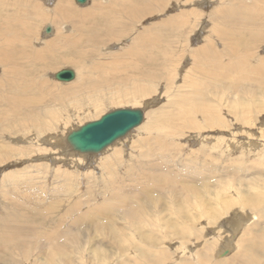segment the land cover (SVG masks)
<instances>
[{"label":"rangeland","instance_id":"374dc122","mask_svg":"<svg viewBox=\"0 0 264 264\" xmlns=\"http://www.w3.org/2000/svg\"><path fill=\"white\" fill-rule=\"evenodd\" d=\"M114 1L86 0L85 3L80 4L76 0H66L71 9L80 12L79 14L86 10L88 21H95V19L102 21V17H99L102 16L100 10H108L106 16L111 15L110 18L112 19L113 15H117L118 18L121 15L120 28H115V32L118 34V30L121 29L124 32L125 26L129 28V31L105 43L102 42L100 46L96 47L97 41L89 39L87 33L89 32L90 36H92L91 33L96 34L99 31V26H94L89 31H76L72 30L73 23L79 24L81 18L71 16L70 22L68 19L61 22L53 19L55 14L60 15L59 6L56 10L55 6L61 0H0V21L6 15H12L14 10L22 16L23 21H26L28 18L25 15L31 10L30 3L33 4V2L40 6L37 15L44 12L47 14L46 17L48 18H43L42 21L38 19L33 23L30 22L32 19L29 20L28 27H31L35 38L26 42L29 45L26 46L27 53H30L33 48L35 51L41 49L48 39L51 40V37L57 33H59L58 42H60L63 34L69 35L73 32V35L78 34L82 40L79 41L80 44L77 47L84 48L82 55L72 47L68 49L65 47L61 50L56 48L53 51L46 49L30 66L25 61L26 59H23L24 67L21 68L22 71H19L24 73L23 81L25 76L34 78L40 72L39 74L43 76L42 80L46 78L50 86L51 97L48 96V92H43L37 88L32 93H23V96L30 94L32 98L41 97L39 98L40 103L36 107L32 106L35 105L34 102L36 103V101L30 105L27 104L28 106H23L25 110L21 115L23 121H19L21 123L16 125L20 128L18 131H10L9 128L15 125L12 124L7 128V125L0 121V214L3 212V207L11 210L13 206L12 201H8L6 196L2 195L3 192L10 194L7 197L16 198L15 193L19 191L21 194L19 202L22 204L23 214V219L20 222H26V225L31 226L32 229L24 231L22 234L12 235V239L18 244L16 247L12 246V248L7 246L8 244H1L0 264H45V260L55 258V248L51 242L56 241L52 235L53 229L64 232L62 229L65 226H70L72 219L78 215L82 218L97 215L96 221L108 222L106 221L108 217L97 212L96 209L105 202H112L109 200L114 199L111 195L113 193L116 195L121 187L122 191L134 189L135 192L138 188L137 193L144 189L149 193V189L154 187H149L152 180L145 182L146 187H144V181L148 175H151L152 179H156L155 176L159 173L157 165H160L164 172L167 169L168 184L161 183L165 186L163 189L165 196L160 204L151 205L150 203L148 207H151L153 214L149 213L148 219H155L159 223L166 220L168 228L173 223L177 229H184L185 222L190 219L189 215L191 214L194 218L187 222L188 224L191 223L192 227L186 230L189 234L187 236H190L186 238L168 235L167 232L170 230L167 228H155L152 225L158 234H155L156 237L161 241L157 248L147 249H156V254L162 250L168 252L170 261L167 260L164 264H179L183 261L200 264L196 262L198 256L204 258L201 259L203 260L202 264H223L228 257H234L238 250L244 249V247L238 246L242 244L243 240L245 241L244 246H247V241L252 236L264 233V90L260 92L247 91L254 93L252 97H249L247 92H243V101L249 102L254 98L257 103L250 102V104L241 107L237 103L241 99L239 98L241 92L227 93L223 90H215L212 95L208 91L211 98H208V95L205 98V92L200 95L189 86L190 81L194 79L202 80L198 74V65L196 62L193 63L197 60V49L207 47L208 44H215L221 50L222 45L216 44L215 35L212 33L213 26L226 28L223 18L214 12V9L219 6L220 0H164L157 10L139 18L133 23V26H127L130 25V21H128V13H125L126 10L121 14L120 9H118L117 14L115 13ZM133 1V4L136 3L142 7L145 5V0ZM226 1L236 6L240 3L246 4L251 0ZM17 2L18 5L15 7ZM63 2L65 1L63 0ZM127 5L128 3H125V8ZM161 19L162 24L159 26L157 22L160 24ZM46 26L51 28L48 33L44 30ZM6 27V33L9 32L12 35L17 25H12V28ZM145 33L156 44L164 43L161 52L158 50L160 48L156 47L157 45L152 51L150 49L146 51V53H151L152 57L157 58L155 59L157 65L149 62L146 70L155 71L162 62L160 58L165 59V64L161 65L162 70H159L160 72L158 69L156 70L158 75L153 74L147 79L141 77L140 74V68L142 71L145 67L146 55L144 53L131 55L124 51L127 46L131 45L132 37ZM29 34H31L30 31ZM103 34L104 32L97 33L100 37ZM234 36L241 37L238 34H234ZM5 37L6 35L0 29V45H4L5 40L10 38ZM248 39L252 40V37L246 36L245 40ZM18 44H15L14 47L19 48ZM236 44L242 46L243 42L238 41ZM93 48H96L93 50L94 52L92 51ZM8 49L9 47H5V50ZM8 51L11 52L12 50L9 49ZM253 51H256L257 58H253L251 63L254 66L259 65V59L261 63L264 61V40L260 41L258 46L253 48ZM71 57L73 58L72 62L62 60ZM124 58L125 60L122 62L125 66L119 68L115 65L112 68L115 60H123ZM129 62H133L134 66ZM3 66L0 63V81L1 84L5 83V87L0 86V90L3 93L4 91L7 92V97L17 96L16 90L9 87L10 79L14 81L17 78L15 76L8 78L5 75L6 66L4 68ZM61 68H72L75 71V77L68 82L56 80L53 74ZM103 79L104 84L101 81ZM90 85L93 88L89 91ZM138 85L143 87V91L139 94L136 92ZM180 92L187 97V103H184L181 109L179 106L182 103L179 104L180 102L177 100ZM81 94L86 97L88 94L84 103L79 99ZM89 94H92L91 97ZM232 97L239 99H231ZM198 101L204 103V106L207 105L214 109L217 116L212 118L207 117L206 114L197 113L191 120L197 126H193V124L190 125L185 121L186 118L192 117L194 114V110L192 107L190 108L191 105L196 103L198 106L202 105ZM63 104L65 105L63 106ZM23 107L20 109L21 111ZM3 108L12 111L11 107L8 108V104L0 106V112ZM117 108H141L143 110L142 122L99 153L73 152L69 148L65 142L68 132ZM184 108L185 110L187 108L186 115L180 113ZM156 114L159 118H163L165 114L174 116L175 119L172 120L171 127L164 130H148V125L152 123L153 115ZM10 117H13L14 120L5 121V123L16 122V117L13 115ZM218 117L226 126H217ZM207 121L214 123L215 127H207ZM158 138L163 140L164 154L160 148H155L162 142L157 140ZM4 151L9 156L3 158L2 152ZM141 151H144V154L142 153L143 158ZM112 152H118V154L113 158L111 157L110 164L106 167L105 160L109 158ZM161 154L164 155L162 159ZM153 161L157 163L154 168L149 164ZM198 162L203 163L205 167L197 165ZM196 166L205 168L203 176L197 175ZM110 171H115L113 180L107 178ZM128 175L138 179L135 183L141 182L140 187L133 184V181L127 178ZM168 175L166 174V176ZM213 183H215L214 186ZM204 186H207L214 193L202 191L203 194H196L192 198V194L199 191L200 188L204 189ZM169 192V197H167ZM253 197L260 203L255 204V201L252 203ZM144 198L146 197H142L141 200ZM244 198L247 200L244 202L247 205L242 203ZM181 199H184V210L189 207L184 216H181L175 209L166 207V205L181 207V203V205H175L176 201ZM131 200L134 199L131 198ZM132 202L134 201L126 202V204ZM245 205L246 207H244ZM253 205L254 207H252ZM255 205L258 207L255 208ZM102 208H104L103 205ZM7 217L0 216V221L7 220ZM120 221V219H116L114 225L118 227ZM193 222L195 223L193 224ZM240 222L241 224H239ZM60 224H63L61 229H59ZM70 228L73 231L60 234L57 241L67 248H71L68 237L82 236L83 230H85L84 234L87 235V240L84 242L82 252H80L83 264H133L134 258L141 260L144 254L148 256L154 254L144 249V243L135 236L138 234H133L130 240V242L132 241L131 244L133 246L135 244L142 245V248L138 247L131 250L132 246L125 250L126 253L110 248L109 256L99 259L98 255H94L96 248H100L95 242L103 240L106 244L108 240L104 235L107 232L95 230L91 221L88 220H83V224L78 230L73 227ZM5 230L6 227L0 223V238ZM36 234L38 235L35 236ZM260 236L263 237V234ZM19 237L25 238V240L29 238L31 244L34 245L28 246L25 241L21 243L18 240ZM228 239L230 240L229 250L225 249L228 248L225 244ZM123 246L126 247V245ZM207 248L211 252L207 251L209 255L206 256L204 251ZM224 249L227 251L223 253ZM254 251H252L254 256L256 255L255 257L260 259L253 256L257 259L256 264H264V252L261 254L257 250ZM221 253L223 254L221 255ZM75 255L77 254L69 252L73 263L77 264L74 260Z\"/></svg>","mask_w":264,"mask_h":264},{"label":"bare ground","instance_id":"6f19581e","mask_svg":"<svg viewBox=\"0 0 264 264\" xmlns=\"http://www.w3.org/2000/svg\"><path fill=\"white\" fill-rule=\"evenodd\" d=\"M64 1L65 2H63V0H61V2H57V5L55 6V10H56L57 6H59L58 11H59L60 15L55 14L53 19L55 21L61 22L64 19H68V21H69L71 19L70 18L71 16L81 18L80 22H78L79 24L73 23L74 25H73L72 30H76V31H78V30L89 31L90 29L94 28V26L95 27L99 26V31L97 33L104 32L102 37L97 35V33L96 34L91 33L92 36H90L89 32L87 33V37L89 39H91L92 41H94V40L97 41V44H95L96 47L98 45L100 46V43H102V42L105 43V42L109 41L110 39H114L115 37L117 38L118 35H122L126 31H129L128 30L129 28H127L125 26L124 32L121 31L122 29L118 30L119 31L118 34L115 32V28L116 29L120 28L119 26L121 23V15L119 18L117 17V15H113V19H112V18H110L111 15L106 16L108 13V10H104V11L100 10L99 12L102 14V16H99V17H102V21H99L97 19H95V21H88L86 19V18H88V17H86V10H83V13L79 14L80 12H76L73 9H71L70 5L68 3H66V0H64ZM163 1L164 0H151V1L145 0V2H144L145 5L142 7L136 3L133 4V2H134L133 0H115L114 1L115 7H113V8H115L116 14H117L118 9H120L119 11L121 12V14L126 10L125 13H128V15H129L128 21H130V23H129L130 25H127V26H131V25L133 26V23H135L136 20H138L139 18H143L145 15L151 14V12H154L155 10H157V8H159V6H161L163 4ZM230 1H234V0H230ZM125 3H128L126 8L124 6ZM24 4H26V3H24ZM110 4H112V3H110ZM17 5H18V2L15 5V7ZM30 6H31V10L28 13H26V15H25V17L28 18V19L25 18L26 21H23L22 16H20L18 14V12L15 10L13 11L12 15H10V16L6 15V17L2 18V20L0 21L1 31L6 35V37H10L6 40L4 39L5 40L4 45H0V63L2 66L5 64L4 65V66H6V74L5 75L8 78H12L13 76H15L18 80V81L17 80L12 81V79H10L11 83H9L7 81L9 83V87H13L16 90L17 96L12 95V96L7 97V95H6L7 92L5 93V91H4V93H3V91L0 90V106L8 104V108L11 107V110H12V111H8L10 109L3 108V110L0 112V121H2L5 125H7V128L12 124L15 125V126H11L9 128L10 131H13V132L18 131L20 129L16 125H18V123H21L19 121H23L22 116H21L22 112L25 111L23 106H28L27 104L30 105L33 101H36V103L34 102L35 105H32V106L36 107L40 103L39 98L41 96L40 97L37 96L35 98H32L30 96V94L27 96H23L24 95L23 93H26V92L32 93L37 88V89L43 90V92H48V96H50V88H49L50 86L48 85L46 78L42 80L43 76L39 74L40 72L34 78L29 77V76H25L26 78H24V81H23V77H24L23 74L24 73L19 72V71H22L21 68L24 67L23 66V64H24L23 59H26L25 61H27L29 66H30L31 64H34L35 61H37L36 59H38L39 54L43 53V51H45L46 49L48 51H53V49H56V48H59L61 50L65 47L67 49L72 47L73 49H76L79 52V54H81V55H82V52L84 49L81 47H77L78 44H80L79 41L82 40L81 39L82 37H80L78 34L73 35L74 32L72 34L70 33L69 35L63 34L60 42H58L57 36L59 33H57L54 35V37H51L52 38L51 40L48 39V41L45 43V45L41 49L36 50L37 52L33 48L32 51H30V53H27L28 49L26 50V46H29V45L26 42L35 38L34 32L32 31L31 27L30 28L28 27V23H30V22L34 23L38 19L42 21L43 18L44 19L48 18V17H46L47 14H44L45 12L41 15H39V14L37 15V11L40 9V6L37 3H34V2H33V4L30 3ZM117 7H119V8H117ZM26 8H27V6H26ZM214 10H215L214 11L215 14H217L218 16H221L223 18L224 25L226 27V28H223L222 26H220V27L213 26V28H212L213 29L212 33H213V35H215L216 44L222 45L221 50L218 47H216L215 44H208L207 47H201V48L197 49V51H196V59L197 60H195L193 63L196 62V65H198V70H199L198 74L200 75V78L202 80L194 79V80L190 81L189 86L200 95L203 94V92H205L204 93L205 98H207L208 91L211 94L215 90H223V92H227V93L241 92L240 93L241 97H239L241 99H239L238 97H236V98L232 97L231 98V99H239L237 103L241 107L248 105V103L250 104V102L257 103L254 100V98L251 99L249 102L246 101L247 102L246 103L245 101H243L244 99L242 96H243V92H247V91H250V92L259 91L260 92V91L264 90V64H262L264 61L261 63V61L259 59L258 62H260V64L255 65V66L253 65V63H251V60L253 58H257L256 51H253V48L258 46V43H260V41L264 40V0H251L250 2H248L246 4L240 3L236 6H233L232 4H230L226 0H220L219 6H217V8H215ZM181 18L183 19V17H181ZM31 19H32V21L29 22V20H31ZM125 21H127V20H125ZM36 23L38 24V22H36ZM157 23L160 26L162 24V19L160 20V24H159V22H157ZM12 25H17V28H16L15 32H13L11 35L9 32L6 33V30H7L6 26H10L12 28ZM87 28H88V30H87ZM29 31L31 32V34H29ZM58 32H60V30H58ZM25 34L28 37L27 36L25 37ZM234 34L241 35V37L240 36L239 37L234 36ZM35 35H36V33H35ZM246 36L252 37V40H249V39L245 40ZM132 38H133V40H132L131 45L127 46L124 51H125V53H128V54L130 53L131 55H138L139 53L140 54L144 53L146 55L147 58L144 61L145 67H143L142 71L140 68L141 77H143V78L146 77V79H147L148 77H151L153 74H157V72H156L157 69H158V71L159 70L161 71L162 70L161 65L165 64V59L163 60L161 58H160V61H162V62L161 63L159 62L160 65H159V67H157L156 70L154 69L155 71L146 70V68H147L146 66L149 65V62L150 63L152 62V63L157 65V62L155 61V59H157V58L152 57L151 53H148V52L146 53V51L149 49L152 51L155 48V46L157 45L156 47H158L160 49H158V48H156V49H158L159 52H161L163 50L164 43L156 44L155 42H153V40L151 39V37L147 33H145L144 35L134 36ZM238 41L243 42V45L241 46L239 44H236ZM17 43H19L18 44L20 46L19 48L14 47L15 44H17ZM140 43H142V44L140 45ZM137 45H139V47H137ZM142 45H144V46H142ZM5 47H9V49L12 51L9 52L8 51L9 49L5 50ZM95 49L96 48H93L92 51ZM204 55H206V56H204ZM62 60L72 62L73 58L72 57L70 59L63 58ZM120 60H115L116 62L113 63L112 68L115 65H116V67H119V68L125 66V65H123L124 62H122L125 60V58L123 60L122 59H120ZM263 60H264V57H263ZM38 64H40V63H38ZM129 64H132V66H134L133 62H131V63L129 62ZM151 65H153V64H151ZM4 66H3V68H4ZM130 66H129V68H131ZM131 70H132V68H131ZM138 72H139V69H138ZM54 74H53V76H54ZM157 75H156V77H157ZM160 75H162V74H160ZM7 77H6V79H7ZM102 77H103V75H102ZM125 77H126V75H125ZM104 79L101 80V81H103L102 84H104ZM72 84H74V83H72ZM4 85H5V83L1 84V81H0V86L2 87ZM91 88H93V87L90 85L89 91L91 90ZM59 89H62V88H59ZM129 90H131V89H129ZM142 91H143V87L138 85L136 88V92L139 94ZM58 92H61V91H58ZM96 93L98 94V92H96ZM246 94L247 95L249 94V97H252L254 93H248L247 92ZM91 95L92 94H89V97H91ZM212 95H213V93H212ZM87 97H88V94H87ZM87 97L83 96L81 94L79 99L82 103H84V101L87 99ZM43 98H41V99H43ZM208 98H211V97L208 95ZM177 100L180 102L179 104L182 103V105L179 106V109L182 108L184 103H187V97L185 94H182V92H180L179 98ZM198 102H200V101H198ZM200 104H202V105L198 106L196 103L195 105L190 106V108L192 107V109L194 110V111L192 110L194 114H192L193 115L192 117L186 118L185 122L189 123L190 125L193 124V126H197V124L195 122L191 121L197 113L202 114V115L206 114L207 117H212V118H213V116L214 117L217 116V113L214 109L209 108L207 105L204 106L203 105L204 103L200 102ZM64 105L65 104H63V106ZM22 107H23V109L21 111L20 109ZM117 109H121V108H117ZM139 109H141V108H139ZM29 112H31V111H29ZM32 112H34V111H32ZM180 113L182 115H186L187 114V108H186V110H185V108L182 109ZM11 114L14 117H16V122H14L15 124L14 123H10V124L5 123V121L14 120L13 117L12 118L10 117V116H12ZM30 115H32V114H30ZM172 115H175V113L174 114L172 113ZM172 115L171 114H165L163 116V118H159V116L157 114L153 115L154 120L152 121V123L150 125H148V130L169 129L172 125V120L175 119L174 116H172ZM26 117H27V115H26ZM142 120H143V116H142ZM142 120L140 121V123L142 122ZM217 121H218L217 126H219V125L226 126V124L219 117L217 118ZM139 124H137L136 126H138ZM206 125L209 128L215 127L214 123L213 124L211 122L208 123V121H207ZM173 126H174V124H173ZM135 127H133V128H135ZM133 128L130 129L127 133H129L131 130H133ZM195 128H197V127H195ZM143 130L145 131L144 128H143ZM72 131L73 130L68 132L67 136ZM126 134L120 136L119 138L124 137ZM163 135H166V134L163 133ZM67 136H66L65 142L69 146V148L71 150H73V152H75V150L71 146L72 144L69 141H67ZM117 139H115L114 141H116ZM157 140H161L162 142L159 144V146H156L155 148H157V147L160 148L162 153L164 154L163 149H162V147L164 145L163 140H162V138H158ZM113 142H111L110 144H112ZM2 153H3L2 154L3 158H4V156H9L7 154V152H5V151ZM142 153L144 154V151H141V157L144 156V155H142ZM117 154H118V152H112L111 155L109 156V158L105 160V166L106 167H107V165L110 164L109 162H110L111 157L113 158ZM163 154H161V159L164 156ZM149 164H151L153 168L157 165V163L155 161L150 162ZM197 165L204 166L203 163H199V162L197 163ZM209 165H213V164H209ZM209 165H208V168H209ZM204 167H199V168H198V166L195 167V170L197 171L198 176H203V173L205 172ZM157 168L159 170V173L156 174V176H155L156 179H152L151 175H148L144 181V187H146L145 182H149V180H152V184L149 187H151V186H154V187L149 189V193H147L146 189L137 193L138 188L135 190V192H134V189H132L131 191H122L121 190L122 187H121L116 195L114 193L111 195L114 199H109V200H111L112 202H107V203L105 202L104 204H102L104 206V208H102V205H100L96 209L97 212L103 213L102 215H106L108 217V218H106V221H108V222L101 223L100 221H96L97 215H92L91 217L87 216L84 218H82L80 215H78L72 219L70 226H65L62 229V230H64V232L60 231L58 229H53L52 235H54L56 241H51V242H53L56 257L55 258H49V259H47V261L45 260V264H54L57 262L60 264H74L72 261V258L69 256V252L73 253V254L74 253L77 254V255H75V258H74V260L76 261L77 264H83L84 263L80 252H82V250L84 248V242L87 240V237H86L87 235L85 236V234H84L85 230H83L82 236L68 237V243L71 245V248H67L65 245H63L57 241L58 236L60 234H62V233L67 234V233H71V231H73V229L70 227H73L75 230H78L79 227L83 224V220L91 221L93 227H95L94 228L95 230H100V232L101 231L107 232V234L104 236L107 238L109 243L106 242V244H105V242L103 240L99 241V242H97V241L95 242L96 245L100 246V248H96V250L94 252V255L95 254L98 255L99 259H103L104 256L105 257L109 256V251L111 252V249H115V250L117 249L120 252H122V251L125 252V250L127 248L129 249L133 246V244H131L132 241L130 242L132 235L138 234L135 236L140 238L141 239L140 241H142L144 243V245H145L144 249L146 251H149V252L154 253V254H153V256H148L146 254L142 255L141 251H140V256L142 255L143 258H141V260H137L134 258L133 264H141V262H143V264H145V263H148V264L149 263H151V264H164L165 261H167V260L170 261V257L167 254L168 252H165V250H162L161 252H158L156 254L155 253L157 251L156 249H154V250L147 249V248H157L158 244L161 241V240L159 241V238L156 237V235H155V234H157L155 232V228L156 227H160V228L165 227L168 230H170L169 232H167L168 235L170 234V235L178 237V238L179 237H182V238L190 237V236H187L189 234H188V231H186V230H188L189 227H192V226H191V223H189L190 224L189 225L187 222L192 221L191 219H194V218L191 214L189 215L190 219L185 222L186 225L184 226V229L181 227L183 229V231H182V229H177L176 225H174L173 223L168 228L166 225V223H167L166 220H162V223L161 222L159 223L155 219H152V218L148 219L150 217L148 214L149 213L153 214L151 207H148V206L150 205V203H151V205L156 204V203L160 204V202L162 201V198H164V196H165V194L163 192V189L165 188L164 185L168 184L169 175L167 173V169H165V172H164V171H162V168L160 167V165H157ZM109 173H110V175L107 174L108 175L107 178L113 180V178L115 177V171H113V172L110 171ZM166 174L168 176H166ZM127 178L129 180L133 181V184L138 185V187H140L141 182L139 184L135 183V181H138V179H135L131 175H128ZM165 178H166V181H165ZM108 179H107V181H110ZM161 183H164V185H162ZM214 185H215V183H213V186ZM202 191H207V193H210V194L214 193L207 186H204V189L200 188L199 191H196V193H193L192 198H194L196 194H198V195L203 194ZM169 194H170V192L166 196L169 197ZM2 195L4 197L6 196L8 201L11 200L13 206H12L11 210L9 208L7 209V208L3 207L2 208L3 212H2V214H0V216H5V217H7V215H8L7 220H4V221L2 220V222L0 221V223H3V227L4 226L6 227L5 232L2 233V237L0 238V247L2 246L1 244H8L7 246H9V247H12V246L16 247V246H18V244L12 239V235L22 234L24 231H29L32 229H31V226L26 225V222H23V221L20 222L23 219L22 204H21V202H19L20 198H21L20 192L17 191L15 193L16 198L15 197H13V198L7 197V195H10V194L4 193V192ZM215 196H217V195H215ZM142 197H146V198L141 200ZM131 198H133L134 200H131ZM251 200H252V203L254 201H255V204L260 203V202L256 201L255 197H253V199H251ZM131 201H134V202H132L131 204H126V202H131ZM245 201H247V200L244 198L242 203H244ZM118 202H120V203H118ZM180 203L182 204L181 207H178V206L172 207L170 205H166V207L173 209V210L175 209V211H177L181 216H184V215H186V212L188 211L189 207H187V209L185 208V210H184V207H183V205L185 206L184 199L176 201L175 205L180 204ZM173 204H174V202H173ZM244 204H246V203H244ZM246 205L244 207H246ZM72 207H74V206H72ZM209 207H211V206H209ZM252 207H254V205ZM256 207H258V205H255V208ZM147 210H148V212H147ZM105 213H108V214L111 213V215H108ZM9 219H11V220H9ZM116 219L121 220L118 227H116L114 225V222ZM195 222H193V224ZM30 224L33 226L32 223H30ZM239 224H241V222ZM62 225L63 224L59 225V229L62 228ZM152 225H153V227L155 226V228H153ZM145 229H148V230L143 231ZM232 232L234 233V231H232ZM261 234H263V237L260 236ZM261 234L252 236V238L249 241H247V243H248L247 246H244L245 241L243 240L242 244H239L238 246L241 248L244 247V249L242 248L241 250H238V252L235 253L234 257H228V259L225 260L223 262V264H256V260L259 258L255 257L256 255L254 256V253H252V251L255 250L254 252H256V250H257L261 254L264 252V233L262 232ZM37 235L38 234H36L35 236H37ZM196 238H198V237H196ZM229 239L227 240V243H225L228 247V248H225L227 250L230 249V247H229L230 246V242H229L230 240ZM241 239H242V237H241ZM18 240L21 241V243L23 241H25L28 246L34 245L33 243L31 244V240L29 238L25 240V238L21 239V237H19ZM129 242H130V244H128ZM123 245H126V247H124ZM138 247L142 248V245L135 244V246H133L131 248V250H135ZM3 249H5V248H3ZM227 250L223 251V253L226 252ZM250 250H251V252H250ZM207 251L211 252V250L209 248H207V250L204 251L206 256L209 253ZM41 253H42V251H41ZM223 253H221V255ZM253 256L257 259H255ZM201 259H204V258H201V256L200 257L198 256L196 259L197 260L196 262L202 264L203 260H201ZM179 264H195V262L190 263V261H183L182 263H179ZM220 264H222V263H220Z\"/></svg>","mask_w":264,"mask_h":264},{"label":"water","instance_id":"95a60500","mask_svg":"<svg viewBox=\"0 0 264 264\" xmlns=\"http://www.w3.org/2000/svg\"><path fill=\"white\" fill-rule=\"evenodd\" d=\"M85 3L86 0H76ZM50 31V26L45 28ZM75 76L72 68H62L54 74L59 81H71ZM143 110L139 108H121L106 112L98 119L89 121L73 130L67 136V141L75 151L81 153H99L115 139L126 134L140 123Z\"/></svg>","mask_w":264,"mask_h":264}]
</instances>
